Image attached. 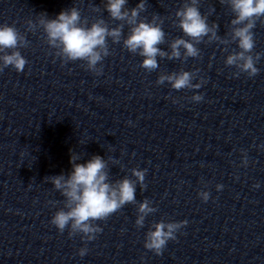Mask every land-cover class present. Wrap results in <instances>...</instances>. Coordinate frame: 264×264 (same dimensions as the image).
Instances as JSON below:
<instances>
[{"label":"clouds","instance_id":"clouds-1","mask_svg":"<svg viewBox=\"0 0 264 264\" xmlns=\"http://www.w3.org/2000/svg\"><path fill=\"white\" fill-rule=\"evenodd\" d=\"M198 2L199 0H190V3H185L176 11L177 26L187 39H173L169 45L170 52L159 47L165 43L162 21L157 22L159 17L154 15L151 21L140 19V13L145 10L144 0H140L136 7L131 9L125 7L127 0H106L104 8L110 18L122 22L116 27H109L102 18L88 26V21L81 19L80 10L75 6L62 10L55 18L41 13L37 15L35 23L28 20L27 24L30 30L37 27L43 29L47 45L55 49V55L64 63L83 61L86 69L97 75L102 71L97 65L110 54L109 38L113 43L122 41L124 48L130 53L143 58L140 67L152 72L159 67L157 57L168 60L181 59L182 55L184 60L198 57L200 50L196 45L204 41L205 37L209 42L219 41L221 44L236 42L239 51L229 54L225 64L238 69L235 75L240 72L247 73L249 77L257 75L259 69L255 65L260 59V54H252L255 47L253 29L256 22L264 18V0H227L234 14L230 21V39H222L217 34V24L209 26L208 18L202 15L198 8ZM221 3H225V0H221ZM125 25L129 27V33L122 39ZM27 43L25 36L15 26L0 24V71L9 66L18 73L24 71L28 61L18 49L26 47ZM195 78L194 72L181 69L179 72L160 75L156 83L162 85L167 81L171 88L177 91L199 89L201 83H192ZM191 99L199 102L202 96L193 95ZM80 160L79 155L71 152L72 169L67 175L45 177V180L64 197L63 207L55 212L50 223L61 233L67 228L69 237L82 234V240L92 241L96 234L102 231L96 221L107 220L126 204L137 203V184L142 190L146 188L144 181L147 170L133 168L131 172L134 180L124 177L110 182L108 162L103 157L93 155L84 163H79ZM221 188L222 185H217V190ZM198 195L205 202L209 199V193L206 191H201ZM151 203L145 198L138 204L135 220L138 228L144 227L145 218L156 211ZM186 223L187 221L169 222L162 219L152 224L146 232L144 247L156 255H161L168 241L175 240L176 232ZM87 251L86 247L81 248L78 255L83 257Z\"/></svg>","mask_w":264,"mask_h":264}]
</instances>
